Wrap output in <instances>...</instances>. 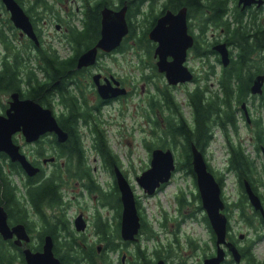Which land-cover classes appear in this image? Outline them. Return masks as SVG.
I'll return each mask as SVG.
<instances>
[{
	"label": "flooded vegetation",
	"instance_id": "flooded-vegetation-1",
	"mask_svg": "<svg viewBox=\"0 0 264 264\" xmlns=\"http://www.w3.org/2000/svg\"><path fill=\"white\" fill-rule=\"evenodd\" d=\"M16 1L28 17L34 37L30 36L20 26L14 23L11 19L10 11L6 8L3 1L0 0V64L5 61L14 62L13 51H18L22 56V61L20 63L22 65H34L37 67L44 63L46 57H54L57 60L67 62L66 65L69 67L66 69L65 81L60 86L62 87L63 95L66 97L63 102L60 101L58 95L59 91L57 90H55L56 92H49L46 97H38L36 99L30 96H23L21 91L19 92L16 90L19 93V98H31L42 106L50 108L60 127L67 132V137L69 132L59 122L58 117L61 112L62 120H65L64 118L67 115L69 116L70 109L73 105L72 96L77 97L78 106L88 114V121L79 119L76 121V125H78V127L84 126L85 131L87 132L88 130L92 135V131L90 130V128H92L91 123L93 121H102V109L105 106H110L117 114L126 113L129 109H136L145 116V120L149 123L150 116L149 119L146 117V110L152 109V104H157L158 108L156 109L160 111L157 112L160 116L161 125L164 127L167 125L169 118L177 119L178 116L180 117L179 111L181 109L178 107L174 94L176 89H184L190 82L193 86L189 90H194L199 87L204 90L205 95H213L215 91L224 94L222 91L225 92V85H223L221 89L220 81L223 79V75H228L229 71L232 70L239 49L233 40L228 38L230 28L234 27L239 21L243 22L251 19H255V22L264 25V0H252L249 3H244V0H223L224 10L220 15L217 13L221 17L219 23L215 22V11L212 6V0H198V3H196L197 0L195 2L186 0ZM105 14H108L109 17L115 16L116 20L120 15L123 16L127 26V31L121 36L119 43L110 49L97 45L101 36L102 19ZM182 19H184V22ZM158 23L159 30L163 33H175L183 23L185 24L186 32L193 37V43L186 49L184 60V64L192 73V78L190 80L169 83L166 79L165 71H159L157 69L156 62L158 60V54H155V49L158 42L150 37V32ZM217 28H219L221 33V36L218 38L214 37ZM219 42H225L226 44L228 53L226 63H223L220 52L213 47ZM55 45H57V47ZM58 46L61 48H58ZM93 48L95 49L93 61L78 66V60L81 54ZM165 59L167 61H172L173 55L168 53L165 55ZM194 60L197 62L196 65L191 64ZM118 64L126 67L122 68L124 73H119L113 69L112 65ZM134 72H136L137 75H135ZM40 73L43 76V70H40ZM257 74H264V71L253 72L248 82H246L245 96L236 105L234 121L230 122L226 126V129L223 125L213 127L214 130L218 129L225 138L227 150L225 170L215 168L210 164L208 158L204 156L207 168L213 173L215 179L221 186V197L224 201L222 211L227 217L226 240L234 243L240 252V260L237 262L233 259L231 252L224 245L225 257L220 264H232L233 261L238 264H264V216L261 209L256 208L251 203L247 191V186H250L251 190L259 197L264 210V140L262 141L258 137L261 133H263L262 135L264 137V130L262 131L260 128L263 126L260 117L256 116L257 108L264 114V79L261 85V92L253 93L250 89ZM154 76L160 77L161 80L160 86H157L156 89V82H154L153 79ZM101 84L116 88H124L125 91L123 93H117L116 95L103 97L98 90V85ZM189 90L185 89L184 91V101L189 106L190 118L187 119L185 116L184 117L188 122H191L193 108L189 103L187 95ZM11 92L12 91H10L7 98L0 103V113H3L7 108ZM52 93H55L53 94V96L55 95L54 97H52ZM135 99H137V101L134 104ZM57 100L59 101L57 102ZM256 100L258 105H256ZM239 122L244 123L248 128L249 137L245 138L246 140L244 138L241 139L242 137L240 138L239 136L238 127L239 124L241 125ZM63 123L66 122L63 121ZM227 128H229V131L226 133ZM213 135L214 131L212 132L210 141ZM18 137L24 140V144L31 145L32 148L29 151L25 150L23 144L18 141ZM12 138L13 141L19 145V150L23 152L34 165L39 167L37 173L32 175V177H37V174H41L35 181L47 175L44 167L45 162L54 164L52 170L61 169V174L70 175L71 169H69L66 164L67 146L60 148L65 149V151L60 161L62 167H58L59 158L56 154L58 149L50 144L51 142H55L56 146H59L64 143L67 138L63 141H58L54 131H45L33 141H26L21 131L15 132ZM228 139H230V142L238 145H242L243 140L251 144L253 154L249 149H244L251 160L250 164L241 167L230 164L229 157L231 155ZM82 141L81 135L80 142L82 143ZM210 141L207 145H209ZM91 142L92 138L90 146ZM191 143H194V141H190V153ZM202 153L204 155L205 149ZM96 155L101 163V156L97 153ZM179 156L181 161L184 160V162H187L186 155ZM85 158L86 153L82 156V165L89 169L90 176L77 175V177L86 178V182H84L83 185L87 189L88 186L90 187V181H92V179L89 178H91L93 167L85 162ZM191 159L192 156L190 155L189 162L192 167ZM2 162L7 166L8 162L19 163L18 161H12L4 151H0V163ZM177 164L175 159L176 168ZM114 166H117L124 174L120 166ZM67 169L70 171L68 172ZM179 169H184V171H186L184 167ZM52 170L48 173H51ZM3 171H5L4 168H2V172ZM75 171L74 169L72 170L74 173ZM7 173H11L10 168H8ZM112 175L115 181V174L113 173ZM25 178L26 176L24 175L22 177L19 176V182L21 183ZM0 179L2 180L1 176ZM230 180L233 182V190L228 188ZM2 183L3 182H0V187ZM0 199L2 200L0 201V205L3 206L7 213L8 225L12 227L17 223H23L14 215L15 205L10 204L5 196L0 195ZM64 205L65 202L61 201L59 204H52L49 207H63ZM107 208L109 211H112L111 215L106 214L107 218L109 217L111 222L114 221L116 225L117 223L120 225L121 201L119 212L118 207L108 206ZM196 209H198L197 204ZM198 210L201 211L202 216L206 215L203 208ZM232 211H236L248 227L251 229L253 227L255 229V234L253 236L245 235L239 232V230L236 231V233L232 232ZM28 213L29 212H27L26 218L30 224V228L26 227L23 223L30 235L28 241L17 243L15 242L17 238L15 234L7 239L3 238L0 234V238L10 245L9 248L11 250L21 251L22 263L16 261L17 264H25L23 248L28 247L33 251L41 250L44 236L46 234L51 235L49 232H45L40 240L39 233H41L42 222L39 218L33 219L34 215L30 216ZM78 214L83 216L81 211L74 216L72 220L74 227L75 217ZM49 215L50 216L47 214L46 218V222L49 223V226L54 225L55 220L62 221L66 226L68 225L67 220L62 218L61 215L55 213H49ZM83 218L87 225V219L85 216H83ZM249 222H251V224ZM254 223H258V225L254 227ZM257 226L261 227V230H257ZM75 229L78 230L76 227ZM207 230L211 241V251L207 252L203 258L215 254L216 250L215 235L214 241L212 240L213 235L211 232L213 230L210 231L208 226ZM71 232H73V230H70L68 233L71 234ZM257 244H259L260 250L255 249ZM97 246L98 245H96V248ZM11 250L10 252H12ZM99 251L100 250L97 249V252ZM124 255L125 252L120 256V261L122 262H124ZM159 258L151 260L146 264H154ZM250 259L252 261H250ZM164 260L167 264L183 263L180 261L170 262L167 259Z\"/></svg>",
	"mask_w": 264,
	"mask_h": 264
},
{
	"label": "trees",
	"instance_id": "trees-1",
	"mask_svg": "<svg viewBox=\"0 0 264 264\" xmlns=\"http://www.w3.org/2000/svg\"><path fill=\"white\" fill-rule=\"evenodd\" d=\"M186 1L195 2L196 0ZM212 2L215 11V22L219 23L221 21L219 15L224 10V1L212 0ZM196 3H198V0ZM228 38H231L239 49L232 70L229 71L228 75H223V79L220 81L221 89L223 88L222 86L225 85V92L222 91L224 94L215 91L213 95H205L204 90L199 87L194 90H189L187 95L189 103L193 108L191 122H188L181 111H179L180 117L178 116L177 119L169 118L167 125L159 128L160 119L155 120L151 118H157V113L154 112L150 116V120H152L155 125L154 129H157L158 137L157 143L147 144L148 149L151 150L155 146L163 148L169 147L171 150L179 149L180 155L187 156V162H184V160L181 161L179 158L176 169L182 167L186 168L185 170L187 172L189 171L188 173L191 175L194 183V172L189 162V157L191 155L190 141L193 140L196 146L203 151L211 139L214 126L223 125L226 129V126L234 121L236 105L244 98L246 92L245 84L248 82L253 72L264 71V25L255 22V19L243 22L239 21L234 27L230 28ZM12 53L14 54V62L5 61L0 64V92L9 93L10 91L17 90L19 92L21 91L23 96H30L36 99L38 97H46L49 92H56L55 90H57L59 91L58 95L60 101H64L66 97L63 95L62 87L60 86L65 81L66 69L69 67L66 65L67 62L57 60L54 57H46L44 63L37 67L34 65H22L20 64L22 56L18 51H13ZM39 69L43 70V76ZM53 94L55 93H52V97L55 96H53ZM71 98L73 105L70 109L69 116L67 115L68 117L66 116L64 118L65 120H62L61 112L58 117L59 122L68 130L69 135L66 141L59 146H56L55 142L49 143L51 146L58 149L56 153L58 158H61L65 151V149L60 148L67 146L66 164L69 169H71V172L73 169L76 170L75 173L70 172V175L75 177H77V175L88 176L89 169L82 165V156L85 155V150L83 143L80 142L81 131L78 125H76V121L79 119L88 121V114L83 109H80L76 96H72ZM58 101L59 100H57V102ZM151 106L152 110L158 108L157 104H152ZM63 121L66 123H63ZM91 124L92 128H90V130L93 135L91 147L101 156V163L112 175L114 173L113 166L119 165L117 156L110 148L104 132L98 125L99 122L93 121ZM260 128L262 131L264 130L263 126ZM154 129L152 131H155ZM228 131L229 128H227L226 133ZM262 134L263 133L258 137L263 141L264 137ZM228 140L231 155L229 157L230 164L237 167L250 164L251 160L248 154L245 153V148L242 145L230 142V139ZM2 168H4L3 163H0V176L2 178L0 182H3L0 187V195L5 196L10 204L15 205L14 215L19 221L23 222L26 227L30 228V224L26 218L27 212H29L28 215L31 213L30 216L34 215L33 219L39 218L41 220L40 240L42 239L43 233L49 232L51 234L53 239V251L55 255L60 258L61 264H98L95 258L100 251L102 252H100L98 256H100L102 264H113V260L107 257V251H118L119 249V239L121 238L119 235L118 223L113 233L105 220H102L100 217L96 218L94 231L96 232L98 240L103 242L100 251L97 252L96 245H94L93 242H84L81 244L76 241L75 238H72L68 232H65L67 226L62 221L55 220L54 225L51 226L46 222L47 212L45 211V207L58 204L62 201L61 185L63 179L61 177V169H54L51 173H47V175L35 181L41 174H37V177L27 176L17 162H8V168L11 169V173H7L5 169V171L2 172ZM69 169H67L68 172L70 171ZM13 174L17 175L18 178L23 175L26 176L25 180L21 182V189L19 188L20 185L14 182L12 178ZM90 182L91 184L90 187L88 186V189H93L100 193V189L102 188L92 181ZM112 191L116 192L119 212L120 201L115 181L112 185ZM107 193L110 194V191H107ZM1 199L0 201H2ZM192 199L197 202L198 209H201L202 206L200 204L198 192L192 193ZM177 201L181 207L185 201L184 195L177 196ZM136 206L138 209L139 205L137 199ZM138 213L140 215L141 227L137 242L135 241L134 260L132 264H141L142 262L149 263L152 260L146 253V246L141 245L140 240L141 238L151 239L153 234L149 223L146 221L140 209H138ZM202 218L210 231H212L207 216L203 215ZM249 223L251 224V222ZM109 231H111V233H109ZM142 233L144 236L141 235ZM211 233L213 235L212 240L214 241L213 231ZM128 242L129 241H123L124 244ZM189 244L193 247L196 246L192 240H189ZM9 246L8 243L0 238V264H17V259H20L19 261L22 263L21 251L11 250ZM170 249V245H167L164 248V253H162L161 249L154 248L152 250L154 256L153 260L159 257L166 259L171 253ZM10 250L12 252H10ZM250 261L252 260L250 259Z\"/></svg>",
	"mask_w": 264,
	"mask_h": 264
},
{
	"label": "rangeland",
	"instance_id": "rangeland-1",
	"mask_svg": "<svg viewBox=\"0 0 264 264\" xmlns=\"http://www.w3.org/2000/svg\"><path fill=\"white\" fill-rule=\"evenodd\" d=\"M220 36L221 33L219 28H217L214 37L218 38ZM55 46L57 47V45ZM58 48L61 47L58 46ZM196 63V60H194L191 64L196 65ZM112 67L119 73H124L122 68H126L124 65L120 64L112 65ZM134 73L137 75L136 72ZM153 79L154 82H156V89L157 86H160L161 80L160 77L156 76H154ZM192 86L193 84L189 82L184 89H176L174 91L178 107L181 109L180 111L183 116L187 119L190 118V109L184 101V91L185 89L189 90ZM7 95L8 93L0 92V103L7 98ZM136 101L137 99H135L134 104ZM256 105H258L257 100ZM114 111L115 110L110 106H105L102 109V121H100L98 125L104 132L105 138L113 153L117 156L118 166L124 171V175L133 189L138 201V209H140L150 225L153 237L151 239L141 238L140 244L146 246V253L152 260L154 259L152 254L154 248L161 249V252L164 253V248L170 245L171 253L166 257L168 261H180L184 264H201L203 256L211 251V241L207 226L202 220V213L200 210L196 209L197 202L192 199V193L197 192L196 183H194L191 175L184 171V169H176L170 179L159 186L154 193H146L142 186L136 181L135 175L149 166L150 150L147 144L157 143V129H154L155 125L152 120L148 123L145 120V116L136 109H129L126 113L119 114ZM157 111V109L152 110L151 108L150 110H146V117L149 119V116L156 112L157 118H151L155 120L160 119V116H158V112L160 111ZM256 116L260 117L261 123H263L264 126V114L259 108L256 110ZM239 123H241L238 127L240 138H248V128L244 123ZM162 126L160 122L159 128ZM153 129L155 131H152ZM79 130L81 131L82 143L86 153L85 162L93 167L91 179L94 184H97L102 189H100V193L93 189H86L83 185L84 182H86V178L75 177L63 173L61 174L63 179L61 185V200L65 202V205L63 207H45V211L48 216H50L49 213H55L66 219L68 225L65 232L73 230L70 236L75 238L79 243L93 242L94 245H102L103 242L98 240L96 232L94 231V223L97 217L104 220L107 218L106 214H112V211H109L107 208L108 206L117 207L116 192L112 191L113 178L111 173L100 163L95 150L90 146L92 135L88 130L87 132L85 131L84 126L79 127ZM245 140H243L242 146L252 152L251 144H248ZM18 141L23 144V147H25L27 151L32 148L31 145L24 144V140L19 137ZM179 151V149L173 150L177 163L180 157ZM204 156L208 158L212 166L225 170V158L227 156L225 138L218 129L214 130L213 138L209 145L206 146ZM61 159L62 158L58 159V167H62L60 162ZM53 166L54 164L50 162L44 163L46 174L53 169ZM3 167L7 172L8 166L3 164ZM12 178L14 182L20 185L19 188L21 189L22 185L19 182V178L14 174ZM232 183V180L228 183V188L230 190L234 188ZM107 191H110V194H108ZM181 195H184L185 201L180 207L177 196ZM80 211L83 213L88 223L83 230H76L72 220ZM231 213L233 214L231 216V229L233 233L239 230V232L245 235L253 236L255 234V229L253 227L252 229L248 227L236 211H232ZM105 220L110 230L114 233L116 223H114V221L111 222L109 217ZM256 225H258V223H254L253 226L255 227ZM257 227V230H261V227ZM111 231H109V233H111ZM141 235L144 236L143 233ZM119 240L120 245L118 251H107V257L113 260V264H132L134 260L135 242L124 244L121 239ZM189 240H192L196 246H191ZM255 249H259V244L256 245ZM123 252H125L124 262L120 261V256ZM98 255H96L95 259L98 264H102L100 256ZM18 261L19 259H17V262ZM232 264L238 263L233 261Z\"/></svg>",
	"mask_w": 264,
	"mask_h": 264
},
{
	"label": "water",
	"instance_id": "water-1",
	"mask_svg": "<svg viewBox=\"0 0 264 264\" xmlns=\"http://www.w3.org/2000/svg\"><path fill=\"white\" fill-rule=\"evenodd\" d=\"M10 11L11 19L17 26H20L30 36L34 37L32 27L27 15L16 0H2ZM242 1V0H241ZM252 0H244L249 3ZM184 18V17H183ZM114 19V20H113ZM184 22V19H182ZM160 22V20H159ZM159 23L151 30L150 37L158 42L155 54H158L156 62L159 71H165L169 83L186 81L192 78V73L184 64L186 49L193 43V37L186 32L185 24L178 28L175 33H163L159 30ZM127 31L123 16L117 20L105 14L102 19L101 36L97 45L104 48H112L119 43L121 36ZM220 54L223 63L228 59L225 42L216 43L214 46ZM95 49L85 51L78 60V66L88 64L94 59ZM172 54L173 60L167 61L166 54ZM264 74H257L251 85V91L261 92V85ZM99 93L103 97L123 93L124 88H116L108 85H98ZM21 131L26 141H33L45 131H54L58 141L67 138V132L63 130L52 110L44 107L31 98H19L17 91L10 93V100L7 108L0 113V151H4L12 161H18L24 172L32 176L39 170L26 155L19 150V145L13 141L12 135ZM191 163L195 173V183L199 194L201 206L205 211L208 222L215 235V254L203 258L201 264H220L225 257V248L231 252L235 261L240 260V252L237 246L226 240L227 217L223 213L224 201L221 197V186L215 179L213 173L207 168L202 151L191 143ZM175 156L169 147L155 146L150 150L149 166L135 175L136 181L143 190L152 194L162 184L167 182L175 171ZM115 181L119 190L122 204L119 235L123 241H136L141 227L140 215L136 206V197L133 189L122 171L114 166ZM251 203L260 208L264 216L259 197L247 186ZM85 220L81 214L75 217V227L78 230L85 228ZM0 234L7 239L13 234L16 235L15 242L28 241L30 235L23 223H17L10 227L7 222V213L0 205ZM101 245L97 246L100 250ZM25 264H61V260L53 251V241L49 234L43 239L42 249L33 251L28 247L23 248ZM141 264H146L142 262ZM154 264H167L163 258H159Z\"/></svg>",
	"mask_w": 264,
	"mask_h": 264
},
{
	"label": "bare ground",
	"instance_id": "bare-ground-1",
	"mask_svg": "<svg viewBox=\"0 0 264 264\" xmlns=\"http://www.w3.org/2000/svg\"><path fill=\"white\" fill-rule=\"evenodd\" d=\"M114 20V19H113ZM116 20V19H115Z\"/></svg>",
	"mask_w": 264,
	"mask_h": 264
}]
</instances>
